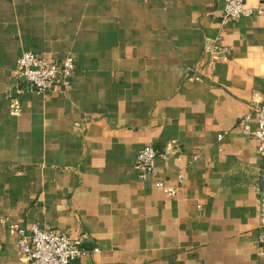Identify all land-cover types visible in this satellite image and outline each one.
Listing matches in <instances>:
<instances>
[{"label": "crops", "instance_id": "0c3cea01", "mask_svg": "<svg viewBox=\"0 0 264 264\" xmlns=\"http://www.w3.org/2000/svg\"><path fill=\"white\" fill-rule=\"evenodd\" d=\"M224 8L0 0V264L22 263L11 223L70 231L83 264H264V156L239 124L264 101V13L230 22L216 60ZM25 51L73 56L71 88L45 95L21 82ZM147 145L162 154L142 180Z\"/></svg>", "mask_w": 264, "mask_h": 264}, {"label": "built area", "instance_id": "2783aa9c", "mask_svg": "<svg viewBox=\"0 0 264 264\" xmlns=\"http://www.w3.org/2000/svg\"><path fill=\"white\" fill-rule=\"evenodd\" d=\"M263 13V6L249 7L246 0H225L220 21L221 33L210 40L209 49L213 58L217 60L228 55V47L221 42L225 39V31L230 22ZM76 68V59L71 55L50 59L33 51H25L18 58L15 75L37 93L46 95L67 92L71 88ZM11 103L12 113L19 114L22 110L20 101L12 98ZM254 118L257 121L255 128ZM239 124L243 134L256 140L257 151L264 156V101L253 102L251 111L240 119ZM161 154L162 151L155 145H147L138 152L136 169L140 179L147 180L156 175V161ZM179 179L183 180V174H179ZM154 186L169 196L177 194V188L162 179L155 180ZM9 229L19 237L21 264H83L82 257L86 250L82 240L68 230L38 224L26 228L14 223L9 224ZM258 245L259 254L264 256V224L258 236Z\"/></svg>", "mask_w": 264, "mask_h": 264}]
</instances>
